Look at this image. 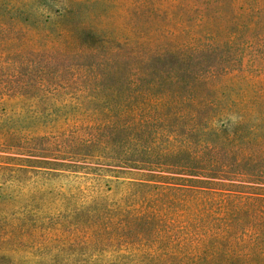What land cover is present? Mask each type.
<instances>
[{
	"label": "trees",
	"instance_id": "obj_1",
	"mask_svg": "<svg viewBox=\"0 0 264 264\" xmlns=\"http://www.w3.org/2000/svg\"><path fill=\"white\" fill-rule=\"evenodd\" d=\"M106 1L131 35L93 0H0V152L44 158H6L0 201L6 170L127 176L104 219L133 256L264 264V0Z\"/></svg>",
	"mask_w": 264,
	"mask_h": 264
},
{
	"label": "rangeland",
	"instance_id": "obj_2",
	"mask_svg": "<svg viewBox=\"0 0 264 264\" xmlns=\"http://www.w3.org/2000/svg\"><path fill=\"white\" fill-rule=\"evenodd\" d=\"M117 3L93 0L94 7L82 11V22L103 26L113 36L131 35L130 15L121 1ZM18 26L30 27L31 22L18 23L15 29ZM8 80L3 78L0 84H9ZM15 83L10 79V84ZM59 126L61 131L68 128L62 121ZM22 152H0V165L20 167L6 164L8 157L44 160ZM37 170L4 172L8 184L0 201V264H159L150 256L130 254L121 244L124 240L134 241L132 230L111 226L104 219L106 208L124 195L129 177L87 173L83 169L51 173L45 168Z\"/></svg>",
	"mask_w": 264,
	"mask_h": 264
}]
</instances>
